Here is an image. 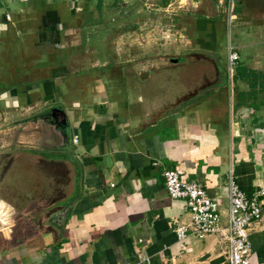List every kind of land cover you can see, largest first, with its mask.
<instances>
[{"label":"crops","instance_id":"crops-1","mask_svg":"<svg viewBox=\"0 0 264 264\" xmlns=\"http://www.w3.org/2000/svg\"><path fill=\"white\" fill-rule=\"evenodd\" d=\"M231 11L229 0H0V146H17L0 182L13 200L26 180L48 200L23 237L0 231V264L226 263L219 235L177 238L172 219L189 215L163 171L201 182L221 225L231 176L248 195L264 189V0ZM249 239L264 262V205Z\"/></svg>","mask_w":264,"mask_h":264},{"label":"built area","instance_id":"built-area-1","mask_svg":"<svg viewBox=\"0 0 264 264\" xmlns=\"http://www.w3.org/2000/svg\"><path fill=\"white\" fill-rule=\"evenodd\" d=\"M233 0H229L231 14ZM235 52L228 53V68L231 71L237 62ZM76 141V139H75ZM164 186L169 196L185 201V211L189 215L187 223L172 219V229L179 240L188 236L203 238L216 234L227 240L228 250L225 264H264L250 260L251 242L249 232L262 219L264 189L248 195L242 190L233 176L229 181V218L226 225L220 224L218 203L210 197L204 185L196 180H184L173 169L163 171Z\"/></svg>","mask_w":264,"mask_h":264},{"label":"rangeland","instance_id":"rangeland-1","mask_svg":"<svg viewBox=\"0 0 264 264\" xmlns=\"http://www.w3.org/2000/svg\"><path fill=\"white\" fill-rule=\"evenodd\" d=\"M230 27V26H229ZM228 31V29H227ZM228 60V54H227V58ZM223 62V61H222ZM221 64V62H220ZM225 64V63H223ZM226 65H228V61H226ZM242 67V64H241ZM238 66L237 63H235L233 65V70L237 71ZM228 66H226V72H228L227 76L228 78H232L233 74H235V72L233 73H229L228 71ZM231 74V75H230ZM235 78V77H233ZM151 83V82H148ZM144 87L146 89L152 88V86L147 85V82L144 83ZM14 147L17 146H13V145H9L6 147H1L0 146V150H11L10 153H7V156L1 157L0 155V180L2 179L4 170L5 175H9L12 173V169L8 168V164H10V160H9V156L10 154H12V149L14 151ZM45 161H42V164L45 165ZM8 171H7V169ZM31 170V168L29 169V166L25 167V172H22L23 174L29 176V171ZM42 173H44L43 168L41 169ZM8 172V173H7ZM28 178V177H27ZM33 179V178H32ZM31 179V180H32ZM21 181L24 182V180L22 179ZM6 183V182H5ZM4 182H0V231L5 229L4 234L5 235H1L2 237H18L24 236L23 234L27 233L26 229L23 228V226H27V223L29 221L28 216L29 213L32 212V210H34L33 206L35 205H43V201H48L45 198L40 199V201H38V199L35 200L31 199L33 198L32 196L34 195V193L36 192L35 189H38L36 186H38V184H33V183H29L26 180V183H22L21 182V199H17V200H13L11 197L12 193H13V189H11V185L10 188H8V183H6V186ZM40 186H42L41 184H39ZM29 188V189H28ZM17 189V188H16ZM23 191V192H22ZM20 192V190H19ZM18 192V194H19ZM40 192L42 193V195L44 194L43 192V187H40ZM32 194V195H31ZM26 197V198H24ZM28 197V198H27ZM6 199V200H5ZM40 202V204L38 203ZM33 205V206H32ZM26 212V213H25ZM25 213V214H23Z\"/></svg>","mask_w":264,"mask_h":264},{"label":"water","instance_id":"water-1","mask_svg":"<svg viewBox=\"0 0 264 264\" xmlns=\"http://www.w3.org/2000/svg\"><path fill=\"white\" fill-rule=\"evenodd\" d=\"M191 2H193V3H197V2H199L200 0H190ZM47 119V118H46ZM52 122H54V121H52ZM62 130V129H61ZM60 129H56V131L57 132H59V133H61V135H62V137L64 138V137H67L68 136V132L66 131L67 129L65 128V130L63 129L62 131H61ZM210 255V252H207L206 254H204L200 259H205V258H207L208 256Z\"/></svg>","mask_w":264,"mask_h":264}]
</instances>
